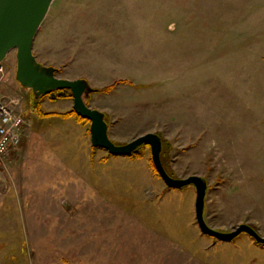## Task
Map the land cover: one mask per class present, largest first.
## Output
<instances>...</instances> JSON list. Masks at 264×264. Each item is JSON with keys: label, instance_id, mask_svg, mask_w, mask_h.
<instances>
[{"label": "rangeland", "instance_id": "obj_1", "mask_svg": "<svg viewBox=\"0 0 264 264\" xmlns=\"http://www.w3.org/2000/svg\"><path fill=\"white\" fill-rule=\"evenodd\" d=\"M33 53L86 80L114 143L155 133L171 177L204 178L210 228L264 237V0H54ZM15 71L12 50L0 102L24 122L0 156V264H264L251 236L200 231L192 185L157 197L168 187L148 145L92 147L86 163L90 123L68 115L72 96L36 99Z\"/></svg>", "mask_w": 264, "mask_h": 264}, {"label": "water", "instance_id": "obj_2", "mask_svg": "<svg viewBox=\"0 0 264 264\" xmlns=\"http://www.w3.org/2000/svg\"><path fill=\"white\" fill-rule=\"evenodd\" d=\"M54 0H0V63L7 54L16 52V81L29 89L35 98L48 95L54 90H68L71 93L72 110L80 118L90 123V143L94 148L106 150L113 156H129L141 145L150 148L151 160L155 170L165 185L171 189H181L192 185L195 189V217L200 231L221 241H231L244 233L257 243L264 244V237L247 224H239L229 232H219L210 228L203 216L207 182L198 175L186 178H173L161 162L162 140L155 133H146L132 141L119 145L108 135V124L104 114L90 107L85 100L94 92L84 79H64L56 76V69L45 67L36 61L33 53L35 36Z\"/></svg>", "mask_w": 264, "mask_h": 264}, {"label": "built area", "instance_id": "obj_3", "mask_svg": "<svg viewBox=\"0 0 264 264\" xmlns=\"http://www.w3.org/2000/svg\"><path fill=\"white\" fill-rule=\"evenodd\" d=\"M23 118L11 107L0 102V156H5L19 143Z\"/></svg>", "mask_w": 264, "mask_h": 264}, {"label": "crops", "instance_id": "obj_4", "mask_svg": "<svg viewBox=\"0 0 264 264\" xmlns=\"http://www.w3.org/2000/svg\"><path fill=\"white\" fill-rule=\"evenodd\" d=\"M69 127H71V124L69 125ZM69 129V128H68ZM81 146H82V143H81ZM61 148H62V146H60ZM66 146H64L63 148H65ZM83 147V146H82ZM89 148H86V151H84V154L86 155V160H85V162L86 163H90L89 161H90V157H91V155H92V153H93V149H92V146L91 145H89L88 146ZM62 148V149H63ZM84 149V148H83ZM64 150V149H63ZM68 150H70V149H68ZM100 150H102V149H100ZM70 153V152H69ZM110 157H115V156H110ZM51 159V158H50ZM47 166V165H46ZM47 169V168H46ZM48 175V174H47ZM47 175H44V176H47ZM43 176V175H42ZM41 176V177H42ZM50 190V189H49ZM49 190H47V189H45L44 191H43V193H46V192H48L49 194H50V191ZM188 191H193L192 190V188H189L188 189ZM171 193L172 195H174V196H178V194L177 193H181L179 190H175V189H168V188H166L164 191L162 190L161 192H158V194H157V197L158 198H160L163 194H165V193ZM180 195V194H179ZM50 197L51 196H48V199H50ZM194 204V209H195V202L193 203ZM195 213V212H194ZM230 243V242H229ZM216 244V243H215ZM222 245H224V246H222ZM232 244H228V242H220V244H217L216 245V248H218V247H220V246H222V247H224V249H223V251L224 252H226V251H228V246H231ZM254 245V244H253ZM232 247H234V246H232ZM258 247V246H257ZM234 248H236V247H234ZM240 248V245L237 247V249H239ZM259 250H260V248H259ZM242 253H244V252H242Z\"/></svg>", "mask_w": 264, "mask_h": 264}, {"label": "trees", "instance_id": "obj_5", "mask_svg": "<svg viewBox=\"0 0 264 264\" xmlns=\"http://www.w3.org/2000/svg\"><path fill=\"white\" fill-rule=\"evenodd\" d=\"M95 91V90H94ZM97 91V90H96ZM105 91H107V90H105ZM43 96H49V97H53V96H55V97H57V96H59V97H62V98H67V97H71V93L68 91V90H54V91H52V92H50L48 95H43ZM43 96H40V97H43ZM40 97H38V98H40ZM37 99V98H36ZM85 102L87 103V99L85 100ZM68 115H74V116H76V118L77 119H79L80 121H83V122H88V120H85V119H82V118H80L78 115H76L75 114V112L73 111V110H71L69 113H68ZM104 119H105V121H107V118H106V116H104ZM145 146H147L146 144H143V145H141L139 148H141V147H145ZM165 146H166V142L163 140L162 141V150H161V153H160V156H161V160H162V154H163V152L165 151ZM137 150V149H136ZM135 150V151H136ZM135 151L133 152V154L135 153ZM162 163H163V160H162ZM164 164V163H163ZM153 165V164H152ZM154 167V166H153Z\"/></svg>", "mask_w": 264, "mask_h": 264}]
</instances>
